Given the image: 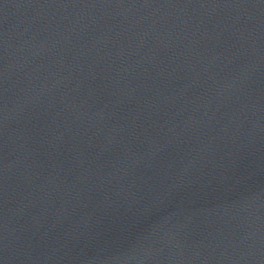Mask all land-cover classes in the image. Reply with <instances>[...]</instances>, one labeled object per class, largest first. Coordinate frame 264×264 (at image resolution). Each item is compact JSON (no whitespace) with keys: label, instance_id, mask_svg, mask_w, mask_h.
<instances>
[{"label":"water","instance_id":"obj_1","mask_svg":"<svg viewBox=\"0 0 264 264\" xmlns=\"http://www.w3.org/2000/svg\"><path fill=\"white\" fill-rule=\"evenodd\" d=\"M0 264H264V0H0Z\"/></svg>","mask_w":264,"mask_h":264}]
</instances>
